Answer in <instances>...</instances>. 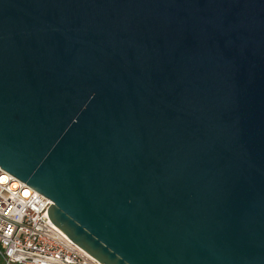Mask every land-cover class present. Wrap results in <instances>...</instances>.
Returning <instances> with one entry per match:
<instances>
[{"label":"water","instance_id":"obj_1","mask_svg":"<svg viewBox=\"0 0 264 264\" xmlns=\"http://www.w3.org/2000/svg\"><path fill=\"white\" fill-rule=\"evenodd\" d=\"M0 166L102 264H264V0H0Z\"/></svg>","mask_w":264,"mask_h":264},{"label":"built area","instance_id":"obj_2","mask_svg":"<svg viewBox=\"0 0 264 264\" xmlns=\"http://www.w3.org/2000/svg\"><path fill=\"white\" fill-rule=\"evenodd\" d=\"M53 203L0 166V264H102L52 221Z\"/></svg>","mask_w":264,"mask_h":264}]
</instances>
